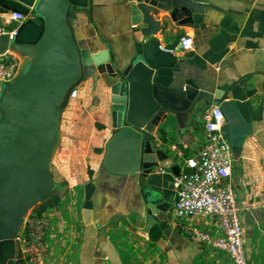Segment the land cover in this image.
<instances>
[{
  "label": "crops",
  "instance_id": "obj_1",
  "mask_svg": "<svg viewBox=\"0 0 264 264\" xmlns=\"http://www.w3.org/2000/svg\"><path fill=\"white\" fill-rule=\"evenodd\" d=\"M128 0H88L72 25L81 46L91 53L107 50L124 67L147 40L132 30ZM192 24L169 25L176 60L161 68L155 81L166 87L190 85L214 96L226 94L251 127L240 145H231L230 181L240 205L243 242L248 264H264V0H210ZM9 12V11H8ZM0 22L8 29L16 22ZM192 35L191 48L180 38ZM167 47V46H165ZM105 76L84 79L62 111L59 148L51 159L58 192L35 209L49 218L45 243L52 264H228L226 253L190 239L182 227L196 225L213 235L215 222L174 214L177 175L156 166L140 185L138 174L121 175L102 165L111 136L112 94ZM182 128L171 117L147 136L166 150L177 173L184 157L202 144V110ZM115 169L123 156L114 155ZM126 164V163H125ZM148 205L155 213L151 220ZM26 260V259H25ZM27 264H31L26 260Z\"/></svg>",
  "mask_w": 264,
  "mask_h": 264
},
{
  "label": "water",
  "instance_id": "obj_2",
  "mask_svg": "<svg viewBox=\"0 0 264 264\" xmlns=\"http://www.w3.org/2000/svg\"><path fill=\"white\" fill-rule=\"evenodd\" d=\"M126 13L133 31L146 41L121 67L107 50L91 53L81 46L72 20L88 0H0V12H22L24 21L13 39L0 35V53L16 52L17 76L0 86V264H27L16 239L24 217L58 192L51 159L59 148V124L72 92L96 75L110 88L111 136L102 165L114 174H138L140 185L156 166L176 174L169 153L147 135L171 117L184 127L201 107L218 106L225 123V140L240 145L251 127L233 99L214 96L190 85L166 87L156 82L161 68L176 57L169 50V25L192 24L210 0H128ZM167 46V47H165ZM123 156L115 169L114 155ZM126 163V164H125ZM148 216L156 220L148 205Z\"/></svg>",
  "mask_w": 264,
  "mask_h": 264
},
{
  "label": "built area",
  "instance_id": "obj_3",
  "mask_svg": "<svg viewBox=\"0 0 264 264\" xmlns=\"http://www.w3.org/2000/svg\"><path fill=\"white\" fill-rule=\"evenodd\" d=\"M22 12H6L4 23L18 25L8 29L0 22V35L13 39L19 25L24 21ZM192 35L185 33L180 38L182 48L189 49ZM21 64L19 55L11 50L0 53V86L11 82L18 74ZM75 94V90L71 96ZM202 144L199 150L184 157L181 150L172 146L176 155L183 159L185 169L173 179L175 191L174 214L179 219L202 217L213 220L220 233L213 235L196 225L182 227L193 240L214 247L227 254L228 264H248L243 242V228L238 204L230 181L233 163L231 145L225 140L221 128L225 118L218 106L202 110ZM160 172H165L160 169ZM49 218L35 208L28 211L18 231L24 258L31 264H52L49 261L45 236Z\"/></svg>",
  "mask_w": 264,
  "mask_h": 264
},
{
  "label": "trees",
  "instance_id": "obj_4",
  "mask_svg": "<svg viewBox=\"0 0 264 264\" xmlns=\"http://www.w3.org/2000/svg\"><path fill=\"white\" fill-rule=\"evenodd\" d=\"M54 176V178L57 180V177L55 176V175H53ZM59 182V181H58Z\"/></svg>",
  "mask_w": 264,
  "mask_h": 264
},
{
  "label": "rangeland",
  "instance_id": "obj_5",
  "mask_svg": "<svg viewBox=\"0 0 264 264\" xmlns=\"http://www.w3.org/2000/svg\"><path fill=\"white\" fill-rule=\"evenodd\" d=\"M1 86H3V84H1Z\"/></svg>",
  "mask_w": 264,
  "mask_h": 264
}]
</instances>
